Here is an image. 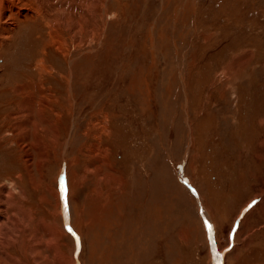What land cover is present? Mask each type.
I'll list each match as a JSON object with an SVG mask.
<instances>
[{"label":"rangeland","instance_id":"1","mask_svg":"<svg viewBox=\"0 0 264 264\" xmlns=\"http://www.w3.org/2000/svg\"><path fill=\"white\" fill-rule=\"evenodd\" d=\"M0 3V264H264V0Z\"/></svg>","mask_w":264,"mask_h":264},{"label":"bare ground","instance_id":"2","mask_svg":"<svg viewBox=\"0 0 264 264\" xmlns=\"http://www.w3.org/2000/svg\"><path fill=\"white\" fill-rule=\"evenodd\" d=\"M0 1H2V0H0ZM1 4V3H0ZM3 7H5V5L3 6ZM69 21H67V23H68ZM50 23V22H49ZM66 23V24H67ZM70 23V22H69ZM51 24V23H50ZM52 25V24H51ZM51 25H50V27H51ZM57 28V27H56ZM67 28V27H66ZM68 29V28H67ZM43 68H45L44 66H43ZM48 68V67H47ZM49 70H50V68H48V69H46V72H49Z\"/></svg>","mask_w":264,"mask_h":264}]
</instances>
